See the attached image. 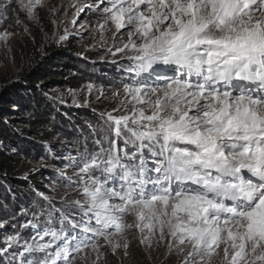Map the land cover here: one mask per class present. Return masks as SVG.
<instances>
[{
  "label": "snow or ice",
  "instance_id": "obj_1",
  "mask_svg": "<svg viewBox=\"0 0 264 264\" xmlns=\"http://www.w3.org/2000/svg\"><path fill=\"white\" fill-rule=\"evenodd\" d=\"M0 21L20 29L0 31L2 67L15 36L23 61L27 41L43 59L87 32L119 73L110 96L67 90L96 121L63 167L39 165L57 173L52 195L29 184L44 202L20 225L33 234H0V264H136L134 248L147 264H264V0H0ZM41 83L58 111L65 94Z\"/></svg>",
  "mask_w": 264,
  "mask_h": 264
},
{
  "label": "trees",
  "instance_id": "obj_2",
  "mask_svg": "<svg viewBox=\"0 0 264 264\" xmlns=\"http://www.w3.org/2000/svg\"><path fill=\"white\" fill-rule=\"evenodd\" d=\"M44 51L46 55L43 59L40 56L35 67L23 72L21 81L34 86L42 82V90H48L67 84L76 78L68 71L79 72L80 60L72 56L77 53H73L70 48L47 47ZM22 88L8 92L7 95H5L6 91L0 93V215L9 213L11 206L17 208L20 203L28 202L36 196L29 184L37 191L43 190L45 176L50 173L47 167L39 166L44 162L36 158L31 159V156L25 152L26 145H30L38 152L40 148L47 146L60 149L67 148L68 145L62 143V139L55 140L48 128L57 129L56 119H59L63 126H69L70 121L62 114L42 112L46 99L40 94V89H31L29 93L27 88ZM25 94H29V100L23 98ZM50 114H55L56 117L51 123ZM46 125L48 128L45 127ZM13 149L16 151L13 152ZM33 167H38L39 170L29 172ZM25 173H29L28 180L24 179ZM5 187L12 190L15 194L14 199L4 195ZM4 204H7L6 209L3 207Z\"/></svg>",
  "mask_w": 264,
  "mask_h": 264
},
{
  "label": "rangeland",
  "instance_id": "obj_3",
  "mask_svg": "<svg viewBox=\"0 0 264 264\" xmlns=\"http://www.w3.org/2000/svg\"><path fill=\"white\" fill-rule=\"evenodd\" d=\"M81 19H83V14H81ZM44 24L48 31H51V25L47 23V20H44ZM33 30V34L36 35L37 41L39 42L40 33L39 29L35 26L30 25ZM4 28H8L9 31H19L20 29H13L9 27L8 23L0 21V31ZM84 39L81 41L79 36H72L69 40L62 46L57 47L55 44H51L48 47H53L54 49H64L70 48L73 53H82L83 56H78L77 54L72 55L74 58L80 60V69L79 72L76 71H68L69 74H73L76 78L73 81H70L67 84H62L56 88H51L48 90H43V92H47L50 96L52 95H59L61 93L65 94L66 103L59 106V110L55 111L52 107L48 104L47 100L45 105L42 107V112H55V114H62L67 118L70 123L69 126H63L59 122V119H56V126L57 129L53 130L51 128V132L54 135V139H62L67 145V148H60L55 149L54 147H44L40 148V152L38 150H34L33 147L30 145H26V151L30 156L31 159L36 158L40 162L47 163L48 165H55L56 167H63V163L59 159H54L55 156H60L61 154L67 155L68 152L71 150L72 154L75 155V151L72 149L71 145L72 142L77 138L81 129L87 133V123H95L96 116L91 111L90 108H83V107H75L72 104V97L67 95V90L69 88L72 89H80L83 86L87 85L88 83H95L98 85H104L105 91L108 92L109 96L111 95V90L119 78V73L117 69L109 62L101 61L99 56L102 55V52L86 50V46L91 43V40L88 37V33L85 32ZM27 41V37L24 38ZM13 45V51L16 53V63L15 65L8 64L7 67L0 66V93H5L7 95L8 92L17 91L20 88L24 89L27 88L29 93L32 91L31 89H37L32 84H27L21 81L23 76V72L28 71L32 67H35L36 63L38 62V58H40V52L37 51L32 47L30 41H27V48L25 49L31 59H28V56H25L24 60H21L20 51L24 47L21 43V37L15 36L10 41ZM47 48V47H46ZM45 48V49H46ZM44 49V50H45ZM4 51L0 49V61H4ZM87 57L86 59L84 57ZM95 61V63H93ZM7 64L6 61H4ZM19 79V82L12 83ZM73 82V83H72ZM10 85H14V87H10ZM16 85V86H15ZM41 94V90H40ZM42 95V94H41ZM43 96V95H42ZM44 97V96H43ZM25 100H29V94H25L23 96ZM45 98V97H44ZM79 101L82 103L85 99V92H81L79 97ZM90 99L93 102V106L96 107L98 110H103L105 108L111 109L113 107V103L110 102L108 99H101L100 101L96 100V94L93 93ZM31 104H33L31 102ZM30 108V107H29ZM16 110V109H13ZM53 110V111H52ZM63 111V112H62ZM17 112V111H16ZM18 113V112H17ZM42 113V114H44ZM47 169L49 170V174L45 176V180L43 181V190H38L40 192H45L48 195H52V186L53 183L57 181V173L55 172L54 168L48 166ZM34 201H37L39 204H43L42 200H39L36 196L30 199L28 202H22L17 208H13L11 206V210L9 213H2L0 215V220L9 219V224L5 225L4 229H0V234L7 233L13 234L15 231H21L20 225L27 222V220L32 218V213L37 212L39 209L34 205ZM13 208V209H12ZM25 212L27 214H25ZM43 217H41V227L43 226L42 221ZM15 225V228L12 227ZM21 234L24 236H30L33 234L31 228L24 229L21 231ZM3 239V235H0V240ZM3 245L0 244V247ZM134 259L136 264H147V261L143 258L142 254L139 252L138 249H133ZM113 259L112 257H109Z\"/></svg>",
  "mask_w": 264,
  "mask_h": 264
}]
</instances>
